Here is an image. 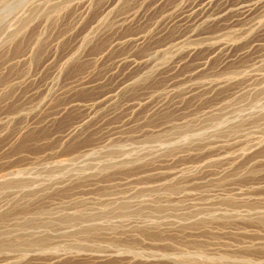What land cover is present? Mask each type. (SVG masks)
Here are the masks:
<instances>
[{
    "label": "rangeland",
    "instance_id": "374dc122",
    "mask_svg": "<svg viewBox=\"0 0 264 264\" xmlns=\"http://www.w3.org/2000/svg\"><path fill=\"white\" fill-rule=\"evenodd\" d=\"M0 264H264V0H0Z\"/></svg>",
    "mask_w": 264,
    "mask_h": 264
}]
</instances>
